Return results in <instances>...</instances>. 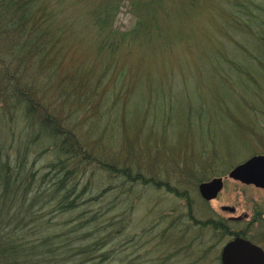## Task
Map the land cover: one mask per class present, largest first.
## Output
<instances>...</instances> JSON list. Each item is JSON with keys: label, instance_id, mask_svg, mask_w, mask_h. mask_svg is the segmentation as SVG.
<instances>
[{"label": "rangeland", "instance_id": "374dc122", "mask_svg": "<svg viewBox=\"0 0 264 264\" xmlns=\"http://www.w3.org/2000/svg\"><path fill=\"white\" fill-rule=\"evenodd\" d=\"M147 1L36 0L35 17L18 30L0 16V152L13 167L26 155L35 187L65 164L37 136L40 121L22 118L12 91L5 96L10 77L33 95L36 113L135 176L96 162L70 175L102 191V229L115 230L102 264H221L231 236L201 221H224L264 246V190L228 176L264 154V0ZM32 26L37 49L27 42L22 51ZM213 177L223 187L206 200L198 184ZM243 212V221L229 219Z\"/></svg>", "mask_w": 264, "mask_h": 264}, {"label": "trees", "instance_id": "16d2710c", "mask_svg": "<svg viewBox=\"0 0 264 264\" xmlns=\"http://www.w3.org/2000/svg\"><path fill=\"white\" fill-rule=\"evenodd\" d=\"M148 1L147 4L152 5L151 7L159 4V0ZM249 1L253 3V0ZM36 5V0H0V13L2 12L0 16L5 18L4 27L10 20H15L17 22H13V26L18 25L17 30L26 28L28 21L35 17ZM235 5L240 8L241 2ZM27 18L28 21L25 23ZM154 19V15H146L143 21L149 25ZM141 20L142 18L139 23ZM28 29L30 30H24L22 36L27 41L19 44L22 51L37 46L35 42L37 38L33 35L35 27ZM27 42L31 46L25 44ZM10 79V77L6 79L4 85L5 96L6 90L12 91L14 103L19 106V113H25L22 114V118H27L32 124L40 121L37 136L46 135L42 138L50 140V147L58 152L59 163L65 164L60 166V174L47 187L41 184L35 187L33 184L35 172L24 166L27 156H24L21 164L13 167L10 164L11 155L6 154L3 157L0 152V264H102L101 261L107 258L103 248L115 235L112 227L106 228L105 225L102 229L100 219L104 214L100 211L102 191L90 193L86 184L80 186L78 182L71 183L70 175L84 172L95 162L101 168L109 171L111 169L117 175L122 174L121 171L127 173L129 168L111 167L95 154H88L80 147L74 135L68 136L67 131L60 125L56 128L54 119L49 121L47 115L36 113L35 109L38 111L40 109L36 105L38 103L33 100V95L29 94L23 85L17 84L16 79L11 80L12 83L9 82ZM130 173L131 171L127 174L129 175L127 180L133 182L136 179L135 176H130ZM47 175L48 173L43 174L42 179ZM88 193L89 198H84L83 195ZM87 204H97L100 207L90 213L83 210ZM201 223L212 224L216 231L225 230L223 224L212 222V219ZM108 225L113 226L112 221ZM96 250L100 251L98 255H94ZM97 257H101V260L96 261Z\"/></svg>", "mask_w": 264, "mask_h": 264}, {"label": "water", "instance_id": "95a60500", "mask_svg": "<svg viewBox=\"0 0 264 264\" xmlns=\"http://www.w3.org/2000/svg\"><path fill=\"white\" fill-rule=\"evenodd\" d=\"M228 176L245 183L264 188V154H256L234 166ZM221 177H213L198 184L201 196L214 198L222 188ZM221 209L233 211L234 207L222 205ZM234 219L238 218L233 217ZM221 264H264L263 249L250 240L236 236L224 244L221 250Z\"/></svg>", "mask_w": 264, "mask_h": 264}, {"label": "flooded vegetation", "instance_id": "af4514ba", "mask_svg": "<svg viewBox=\"0 0 264 264\" xmlns=\"http://www.w3.org/2000/svg\"><path fill=\"white\" fill-rule=\"evenodd\" d=\"M249 185H252V186H254V187H256V188H260V189H263V190H264V188L257 187V186H255V185H253V184H249ZM234 209H235V210H233L234 212L237 211V208H236L235 205H234ZM234 212H233V213H234ZM234 216H238V218L233 219V217L230 215V216H229V219H230V220L237 221V222H238V221H243L244 219H246V218L248 217V213H247V212H243V213H241V214H234ZM221 224L224 225V229H225V231H226V232H229V234H230V236H231V239L234 238L235 236H241V237L248 238V237L246 236L244 230H229V226H227L226 223H225L224 221H221ZM248 239L251 240L250 238H248ZM251 241H252V240H251ZM252 242H254L255 244H258V245L261 246V248L264 250V246H262L260 243H257V242H255V241H252ZM220 253H221V251H220Z\"/></svg>", "mask_w": 264, "mask_h": 264}]
</instances>
